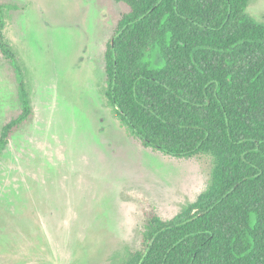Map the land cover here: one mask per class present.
Segmentation results:
<instances>
[{
	"label": "rangeland",
	"instance_id": "374dc122",
	"mask_svg": "<svg viewBox=\"0 0 264 264\" xmlns=\"http://www.w3.org/2000/svg\"><path fill=\"white\" fill-rule=\"evenodd\" d=\"M0 264H124L151 211L178 217L207 189L214 158L145 146L106 95V50L128 6L115 0H0ZM247 12L264 23V0Z\"/></svg>",
	"mask_w": 264,
	"mask_h": 264
},
{
	"label": "trees",
	"instance_id": "16d2710c",
	"mask_svg": "<svg viewBox=\"0 0 264 264\" xmlns=\"http://www.w3.org/2000/svg\"><path fill=\"white\" fill-rule=\"evenodd\" d=\"M106 95L135 136L176 157L214 158L205 191L176 218L150 212L124 264H264V23L249 0H115ZM5 25L0 2L1 30ZM1 130L0 154L31 116Z\"/></svg>",
	"mask_w": 264,
	"mask_h": 264
}]
</instances>
